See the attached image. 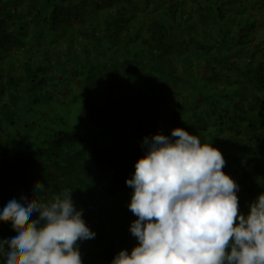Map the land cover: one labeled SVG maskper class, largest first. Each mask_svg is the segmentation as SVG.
Returning a JSON list of instances; mask_svg holds the SVG:
<instances>
[{
	"label": "trees",
	"instance_id": "16d2710c",
	"mask_svg": "<svg viewBox=\"0 0 264 264\" xmlns=\"http://www.w3.org/2000/svg\"><path fill=\"white\" fill-rule=\"evenodd\" d=\"M244 2L0 0V264H264ZM33 92L65 123L11 133Z\"/></svg>",
	"mask_w": 264,
	"mask_h": 264
},
{
	"label": "rangeland",
	"instance_id": "374dc122",
	"mask_svg": "<svg viewBox=\"0 0 264 264\" xmlns=\"http://www.w3.org/2000/svg\"><path fill=\"white\" fill-rule=\"evenodd\" d=\"M241 12L243 14L245 13L244 7L242 8ZM250 35H253L252 36L253 39L257 42L264 40V32H257V33L251 32ZM253 46L254 48H256V45ZM4 66H5L4 67L5 70L6 64ZM7 67L8 69L5 70L6 72L5 74H7V70L9 73L12 72V70H10V67L8 65ZM27 95H25V99H22L21 103L18 104L20 106L19 115L15 117L14 124L8 127L11 133L17 134L18 130L26 131L28 129L32 130L34 133H37L41 131L42 128L44 129L47 126H50L52 128L57 127L58 124L56 122H55L56 125L50 124V120L52 119H56L58 122L65 123L67 118V116L65 115V110H67V106L62 104L63 103L62 101L58 103V101H56L55 98L51 99L49 98V95H45L42 97L43 99H38V101L32 102L34 99L37 100L36 92H33L32 97H27ZM58 113L63 114L62 119L58 117ZM70 118L68 122H70ZM72 118H74V116H72ZM75 121L76 120H74V122ZM115 129L116 131L120 130L119 128L116 127ZM113 135L117 136L118 134L114 131Z\"/></svg>",
	"mask_w": 264,
	"mask_h": 264
},
{
	"label": "crops",
	"instance_id": "0c3cea01",
	"mask_svg": "<svg viewBox=\"0 0 264 264\" xmlns=\"http://www.w3.org/2000/svg\"><path fill=\"white\" fill-rule=\"evenodd\" d=\"M244 5L253 10L257 16V20L260 22L258 25V32H264V0H243ZM241 11V10H240Z\"/></svg>",
	"mask_w": 264,
	"mask_h": 264
}]
</instances>
